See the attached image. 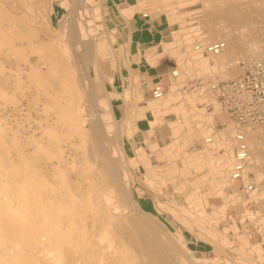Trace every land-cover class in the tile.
<instances>
[{"label":"bare ground","instance_id":"obj_1","mask_svg":"<svg viewBox=\"0 0 264 264\" xmlns=\"http://www.w3.org/2000/svg\"><path fill=\"white\" fill-rule=\"evenodd\" d=\"M130 1L0 0V264H264V120L217 86L264 55V4ZM137 14L172 26L138 51L155 74L109 25ZM137 181L175 203L172 229Z\"/></svg>","mask_w":264,"mask_h":264},{"label":"rangeland","instance_id":"obj_2","mask_svg":"<svg viewBox=\"0 0 264 264\" xmlns=\"http://www.w3.org/2000/svg\"><path fill=\"white\" fill-rule=\"evenodd\" d=\"M121 1V0H120ZM124 1V0H123ZM136 0H131L130 3H127L129 5H131L132 3H135ZM112 3V2H111ZM253 3L255 4V6H258L260 7L261 4H264V0H253ZM114 7V6H113ZM112 7V8H113ZM194 9V8H193ZM78 10V9H77ZM115 12L117 13L118 10L116 9ZM66 14V9H61L60 10V17L58 16V19L62 18L64 15ZM164 17V16H163ZM161 17L159 19V23H155L154 21H150L147 23V21L145 22L144 19H143V16L142 14H137L134 18H132L129 22H126V21H122V18L121 17H116V19L113 21L112 19L109 20V25L111 26V28L113 27H117L119 24L118 22H122V24H120V26L118 27L119 29H122L118 35V44L123 46H127L126 49H128V52H126V54L124 53V57L127 56L129 59L128 61L129 62H132V64H136V63H139L142 65V67L144 68V71L147 73H151V74H155L156 73V67L154 66H151L150 64H147L146 63V58H144L145 56L141 53H138V51H142L144 49H146L145 47H149L150 44H153L155 42H159V41H167L168 42V39H167V36H169L170 33H167L168 30H170L172 26H170L169 22H168V19L166 17ZM55 22L57 21V19L55 18L54 20ZM114 22V23H113ZM115 22H117L115 24ZM152 24V25H151ZM117 25V26H116ZM129 25V26H128ZM148 27V28H147ZM154 27H157L155 29H153ZM128 29V30H127ZM152 29V30H150ZM144 30V31H142ZM131 35H130V34ZM151 36V37H150ZM150 38V39H149ZM129 39V40H128ZM126 40V41H125ZM139 40V41H138ZM141 40V41H140ZM148 40V41H147ZM131 41V43H130ZM136 41V42H135ZM128 42V43H127ZM138 42V43H137ZM151 46V45H150ZM131 48V49H130ZM135 53V54H134ZM138 56H137V55ZM143 55V56H142ZM133 56V57H132ZM134 58V59H133ZM140 61V62H139ZM144 61V62H143ZM140 65V66H141ZM146 69V70H145ZM172 69V68H171ZM225 82H231V80H223ZM222 80H220L219 82H223ZM195 82V84H194ZM194 82H191L193 85H197V83H200V82H197L194 81ZM215 82H218V81H215ZM154 86V87H160L162 86V82L160 80H154V81H147V82H144L141 84V86L139 87V90H143L145 91V97L147 98L148 95L150 96V93H149V89H150V86ZM198 86V85H197ZM188 88V87H187ZM194 88V86L192 87V89ZM186 89V88H185ZM147 91V92H146ZM143 122H146L145 121H141L140 124H143ZM216 126H217V129L220 130L219 132V135L220 137L222 136H225L227 135V132L225 130H223L225 127H227L228 125V120H223L222 116H217L216 118ZM143 127V126H142ZM141 139V137H140ZM143 139V138H142ZM142 141V140H141ZM180 141V144L181 145H184L185 143L182 141V140H179ZM125 152L132 158L135 157L136 155V152L137 153H141L140 151H134V149L131 147L130 143L128 141H126L125 143ZM142 154L145 155V157L147 156H152L153 158V164L154 165H158L159 163V160L155 159L156 155L155 153L152 154L150 153L149 155L145 152H143ZM147 154V155H146ZM144 155H141V156H144ZM199 155L200 157V154H197V156ZM144 157V158H145ZM137 165H132V168H130V170L132 172H134V169H136ZM170 169H178V165L174 164V163H171L169 165ZM251 177L253 178L254 175L252 174ZM218 180L219 178H215L213 180L214 182V185L217 186L218 185ZM137 183V184H136ZM140 185H139V184ZM138 185V186H137ZM172 186H168V187H165L164 188V192H167V191H171L172 192ZM133 190L136 191V190H139L140 192H142V197H141V202L144 204V209L146 210H149V211H154L156 212V209L157 210H160L162 212V209L164 210H167L170 206H172L173 208H176L175 206V203L172 201V200H167L169 201L170 203L168 204V206H166V208H164L163 205H161V208L160 206H158V199L155 198V193L152 192V194L150 193V190L147 189V186L146 185H143L140 181H137L135 183H133ZM147 195V196H146ZM177 196V195H176ZM162 199L161 200H165V197L162 195L161 197ZM179 198V196H178ZM180 199V198H179ZM155 200V201H154ZM160 200V201H161ZM216 200H219V199H213L211 201V203H217ZM144 201V202H143ZM157 204V205H156ZM166 204V203H164ZM163 213V212H162ZM168 215V216H167ZM162 220L165 221L169 227L172 229V225L169 224V220H172L174 219L171 212L170 211H165L163 214H162ZM200 234V233H199ZM201 237V235H200Z\"/></svg>","mask_w":264,"mask_h":264},{"label":"built area","instance_id":"obj_3","mask_svg":"<svg viewBox=\"0 0 264 264\" xmlns=\"http://www.w3.org/2000/svg\"><path fill=\"white\" fill-rule=\"evenodd\" d=\"M223 46H215L218 53ZM219 86V99L228 114L244 122L264 120V55L252 63L243 78L223 82Z\"/></svg>","mask_w":264,"mask_h":264}]
</instances>
